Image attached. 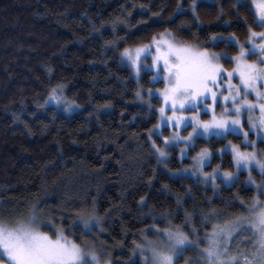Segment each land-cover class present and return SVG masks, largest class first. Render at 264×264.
<instances>
[{"label": "trees", "instance_id": "obj_1", "mask_svg": "<svg viewBox=\"0 0 264 264\" xmlns=\"http://www.w3.org/2000/svg\"><path fill=\"white\" fill-rule=\"evenodd\" d=\"M195 1L0 0V220L43 212L112 264H142L135 256L141 240L154 229L178 226L197 243L179 258L183 263L217 228L247 215L257 197L264 201L247 172L216 186L169 173L190 166L205 148L213 153L208 170L234 171L232 154L219 149L240 144L238 134L200 137L182 160L175 148L168 169L156 148L164 146L169 128L154 136L152 146L161 100L138 102L139 85L122 59L124 49L170 33L227 54L225 67L232 69L229 58L239 48L224 40L234 35L245 43L248 29L260 28L250 0L203 1L194 12ZM151 77L144 71L142 86H163ZM53 88L78 110L67 113L48 103ZM86 212L99 226L93 219L85 226L80 216Z\"/></svg>", "mask_w": 264, "mask_h": 264}, {"label": "snow or ice", "instance_id": "obj_2", "mask_svg": "<svg viewBox=\"0 0 264 264\" xmlns=\"http://www.w3.org/2000/svg\"><path fill=\"white\" fill-rule=\"evenodd\" d=\"M252 2L256 8L255 22L258 27L264 29V0H252ZM193 11L195 12V5ZM170 35V33L159 34V38L153 36L148 45L137 46L134 49L125 48L122 57L131 63L138 75L141 54L151 55V67L157 74L153 79H163L166 86L161 95L164 105L173 113L167 120H174L177 126L187 121L185 126L190 123L193 129L186 137H181L177 133L172 139L183 140L187 144L192 141L193 135H203L210 130L216 136L238 133L240 129L237 126L241 125L240 117L243 110L248 116L249 130L256 131L259 139L264 142V30L257 32L252 28L248 29L249 47L247 48L240 44L234 35L226 40L220 38L226 44L239 48L238 55L229 58L235 63L232 71H228L219 63L221 59L219 54L210 52L207 48L194 49L182 42L165 38ZM212 40L215 41L216 37H212ZM257 49L260 50L262 58L259 62L250 63L246 56L249 52L254 54ZM234 75L239 79L238 84L232 83ZM218 92L224 102L231 103V110L222 106L223 111L219 116L213 114L211 121L199 120L198 114L187 118L176 115L177 111L184 110L186 105L187 110L195 112L197 101L201 98L205 100L210 98L215 103ZM225 92L228 94L225 95ZM56 93L57 89L53 88L50 99L57 100ZM136 95L139 97L140 92L138 91ZM250 95L254 100L248 99ZM257 110L260 117L258 122H253L252 113ZM159 111L163 117L165 107H161ZM243 135L245 146H254V142L247 140L248 133L244 132ZM164 143L167 145L168 140L165 139ZM152 146L156 148L154 143ZM226 147L231 150L237 170L248 169L254 164L264 174V154L258 158L255 151H241L238 145L229 144ZM156 151L160 157L166 155L163 149L156 148ZM209 156L208 149H202L194 158L196 169L202 170ZM216 171L203 175L206 180L210 178L214 183ZM223 179L226 183L232 181L234 173L223 172ZM249 183L255 184L251 175H249ZM261 195H264V190L261 191ZM260 209L262 210L256 217L258 240L252 255L257 264H264V205H260ZM252 210L256 211L255 206ZM80 218L86 227L91 219H96L90 212L82 214ZM40 223L34 209L30 215L20 219L0 220V264H101L94 250L85 251L80 244L69 240L60 229H55L52 235L41 231ZM156 234L160 239L144 241V246L150 252L149 264H179V258L183 256L185 250L196 244V241L190 240L178 226L156 230ZM227 235L228 233L221 229L214 231L211 237H208V246L201 252V256L208 261V264H235L237 261V257L228 251ZM221 239L225 242L221 243ZM143 251L144 248H141L142 254ZM241 255L245 264H252L247 255ZM104 264H110V261L106 260Z\"/></svg>", "mask_w": 264, "mask_h": 264}, {"label": "rangeland", "instance_id": "obj_3", "mask_svg": "<svg viewBox=\"0 0 264 264\" xmlns=\"http://www.w3.org/2000/svg\"><path fill=\"white\" fill-rule=\"evenodd\" d=\"M203 1H206L209 4H216V0H196L195 6L199 2H203ZM237 2H238V4H245L248 2V0H237ZM250 4L252 5L254 10L256 11L255 5L253 4L252 0H250ZM253 30L259 32V31H262L264 29L259 28V29H256V30L253 29ZM165 38L173 40L174 42H182V41L176 39L175 37H173L171 35L166 36ZM182 43H184L188 46H191L194 49L195 48H204V47H200L196 44H188L185 42H182ZM257 43H259V40H257ZM240 44H243L246 48L249 47L248 40L245 43L240 42ZM132 49H134V48H132ZM208 51L217 53L214 50L208 49ZM217 54H219L221 56L219 63L225 69H227L225 67V64H224V59H226V57L228 55L227 54H220V53H217ZM145 57H147V58H145ZM261 58H262V56H261V52L259 49H257L254 54L249 52V54L246 56V59L250 63L259 62V60ZM122 59H123L124 63L132 70L134 78L139 85L140 96L139 97L137 96L138 102L141 104H144V105L145 104L149 105L154 97H158L161 100V104L157 108L158 113H159V121H158L157 125L154 127V129L151 131V137H152V142L155 144V141H154L155 135H163L165 128H169V130H170V135L165 136V139L168 140V144L166 145L164 143V146L160 148V149H163L166 153V155L164 157H160L162 160V163H163L162 165H164L162 167L165 168L166 162L169 160V158H171L174 155V153H175L174 149L175 148L179 149V156H180V159L182 160L183 158L188 157L190 150H191V147L195 143V140H197L200 137L210 138L212 136H216L210 130L208 133H205L203 135H193L192 141L190 143H187V144L183 140H180V141L173 140L172 138L177 133H179V135L181 137H186V136H188L189 133H191L193 131V129H192V126L190 123H188L187 127L185 126L187 121L181 122L179 124V126H177L174 120L173 121L167 120V118L169 116H172L173 113L169 107H166L164 105L163 96L161 95V93L163 92V90L166 86L163 79L162 78L153 79L157 74H156L155 69L151 67V65H152L151 55H149L148 53H142L141 54V67H140V71H139L138 75H137L136 70L132 67L131 63L123 57H122ZM234 67H235V65H234ZM232 69H227V70L232 71ZM144 71L152 74L151 79H152L153 84H158L160 82H163V86L156 85L155 87H150V88H146V87L142 86L141 78H142V74ZM232 83L233 84L239 83V79L236 75L233 76ZM224 94L227 95L228 93L225 92ZM56 96H57V100L59 102H57V100L50 99V97H49L48 103L54 104L56 106L63 108L64 110H66L67 113H72L73 111L78 110L79 106L77 107V105L74 102L67 99L66 96L64 95L63 91H61L60 89H57ZM248 99L254 100V97L250 95L248 97ZM222 106L228 107L229 110H231V108H232L231 103L230 102H224L222 100V98L220 97L219 92H218L217 99H216L215 103H213V101L210 98L206 99V100L201 98L200 100L197 101V108H196L195 112L187 110V105H186L185 109L184 110H178L176 115L177 116L183 115L184 117L187 118V117H191L193 115L198 114L199 120L211 121L213 114L219 116V114L223 111ZM161 107H165V112L163 114V117L159 111ZM205 115H208V116L204 117ZM259 117H260V114H259L258 110L254 111L252 113L253 122H258ZM240 119H241V125L237 126L240 129V131L238 133H235V134L242 136L241 143L239 144V143L229 142L226 146H228L229 144L238 145L240 147L241 151H249V152L255 151L257 154V157L260 158V156L262 154H264V145H262V144H264V142H262L261 139H259L258 133L256 131L249 130L248 116H247V113H245L243 110H242V114H241ZM198 131H200V130L198 129ZM244 132L248 133L247 140L250 142H254V146H252V147H246L245 146V143H244L245 137L243 135ZM228 134H226L224 136H217V137H225ZM226 146L222 149H219L220 154H222L224 151H229L231 153L230 148L226 147ZM208 151L210 153V156L204 162L202 170L196 169V161L194 158L197 157V154L199 153L198 152L195 155V157L192 159V164L190 166H183L179 170H169V173L172 176H176V177H178V176L181 177V175H186V176H191L193 178H199L206 185H211V186L218 185V182L220 180L224 181L223 172L229 171V170L223 169L222 166H215L213 169L208 170L207 166L211 163L212 156H213L212 151L210 149H208ZM233 162H234V160H233ZM234 165H235V163H234ZM166 168H167V166H166ZM213 170H217L215 173L216 179H215L214 183L210 178L206 180L204 175H203V173H213ZM254 170H256L261 175L260 179H258V180L256 179V176L253 173ZM194 171H195V174H193ZM229 172L234 173V179L230 182H227V184H232L235 180H237L238 176L241 172H247L249 175H251L252 180L255 181V184H252V183H250V184L256 188L257 194H261V191L264 190V179H262V176L264 174H262L261 170L258 167H256L254 164L250 165L248 169L241 168L240 170H237V168L235 166V170L229 171ZM248 183H249V177H248ZM260 205H264V201L259 196L252 202V204H251L252 208L250 209V212L247 215H241V216L237 217L235 220L230 221L225 227L223 226V228H217L216 229V230L222 229V230H224L225 233H228L226 243H227L229 253L231 255L237 257V261L235 262V264H245L243 257L242 256L239 257V255H241V254L247 255L248 260L252 261V264H257V261L253 259L252 253L255 252V250H256L255 245L257 244V240H258V232H257V227H256V217L259 214V212L262 210V209H260ZM254 206L256 208L255 212L252 210ZM35 212H36L37 218L41 221V223L39 225L41 231H46L50 235H52L55 229H60L64 232V235L69 240L75 241V239L72 238L71 236H69L65 232V230L62 229V227L58 226L54 221L45 218L43 216V212H37L36 210H35ZM99 222L100 221H98L97 219H93L91 221V223L93 225H97V226H99ZM156 230H158V229H156ZM154 233L155 234L153 236L146 237V238L144 237V238L147 240H153V241L160 239V237L157 236L155 229H154ZM212 234L213 233H211L208 237H211ZM208 237H206L204 239L205 244L201 245L203 247L200 248V250L196 254H189L186 257L187 260L185 262L179 263V264H208V261L204 257L201 256L202 250L208 246V242H207ZM145 239L144 240L142 239L143 242L141 240V243H139L140 247H138V245H137V248L135 250V256L138 257V259L140 260V262L142 264H149L151 257H150V252L144 246ZM189 239L194 240V239H191L190 237H189ZM224 242L225 241L223 239H221V243H224ZM80 245L82 248L85 249V251H87L89 249L94 250L97 257L99 258L101 264H104V261H106V260L110 261V264H112V258L109 257L108 255L102 254L100 251H98L96 248L92 247L91 245H87V244H85V245L80 244ZM196 245H197V243L195 245H193L191 248H194ZM141 248H144L143 254L141 253ZM239 260H240V263H239Z\"/></svg>", "mask_w": 264, "mask_h": 264}]
</instances>
